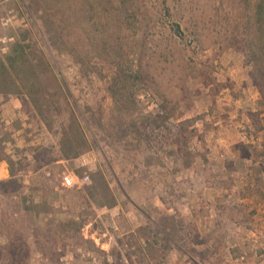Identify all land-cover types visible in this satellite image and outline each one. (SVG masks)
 <instances>
[{"label":"rangeland","instance_id":"rangeland-1","mask_svg":"<svg viewBox=\"0 0 264 264\" xmlns=\"http://www.w3.org/2000/svg\"><path fill=\"white\" fill-rule=\"evenodd\" d=\"M260 1L0 0V264H264Z\"/></svg>","mask_w":264,"mask_h":264},{"label":"built area","instance_id":"built-area-1","mask_svg":"<svg viewBox=\"0 0 264 264\" xmlns=\"http://www.w3.org/2000/svg\"><path fill=\"white\" fill-rule=\"evenodd\" d=\"M90 181V176L85 174L82 177H77L74 173H65L61 178V185L65 189L80 188L83 184ZM253 241L264 248V229L260 232H252Z\"/></svg>","mask_w":264,"mask_h":264},{"label":"trees","instance_id":"trees-1","mask_svg":"<svg viewBox=\"0 0 264 264\" xmlns=\"http://www.w3.org/2000/svg\"><path fill=\"white\" fill-rule=\"evenodd\" d=\"M257 11H258V15H260V17H261V15L264 14V0H261L260 3L258 4V10ZM257 45H258V47H257L256 51H259V50H261V48L264 47V43L262 40H259ZM256 56H257V53H256ZM24 102H26V101L24 100Z\"/></svg>","mask_w":264,"mask_h":264},{"label":"crops","instance_id":"crops-1","mask_svg":"<svg viewBox=\"0 0 264 264\" xmlns=\"http://www.w3.org/2000/svg\"><path fill=\"white\" fill-rule=\"evenodd\" d=\"M261 256H256L254 259H253V261H252V263L251 264H255L256 262H258V264H263V260H261ZM241 260H244L245 259V257L243 256V257H241L240 258ZM254 261H256V262H254Z\"/></svg>","mask_w":264,"mask_h":264}]
</instances>
